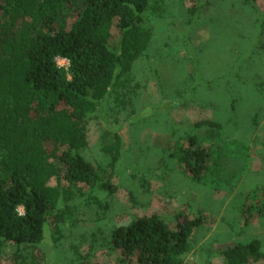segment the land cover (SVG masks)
Segmentation results:
<instances>
[{"label":"rangeland","instance_id":"rangeland-1","mask_svg":"<svg viewBox=\"0 0 264 264\" xmlns=\"http://www.w3.org/2000/svg\"><path fill=\"white\" fill-rule=\"evenodd\" d=\"M196 6L150 0L141 24L147 48L84 124L77 152L96 169L99 188L63 183L65 221L47 224L36 246L44 264H118L107 248L112 230L153 215L171 229L201 219L183 264H224V250L252 240L264 252V0ZM200 121L221 129L195 127ZM187 133L208 152L199 183L178 159ZM115 134L112 162L103 148ZM13 251L5 247L0 264Z\"/></svg>","mask_w":264,"mask_h":264},{"label":"trees","instance_id":"trees-1","mask_svg":"<svg viewBox=\"0 0 264 264\" xmlns=\"http://www.w3.org/2000/svg\"><path fill=\"white\" fill-rule=\"evenodd\" d=\"M149 3L0 0V252L14 248L10 264H44L36 246L47 224L65 221L67 208H57L64 182L98 187L96 169L77 152L86 145L84 124L147 48L141 24ZM57 59L68 61L67 71ZM203 126L221 129L210 121L195 124ZM111 139L103 151L115 162L120 137ZM178 159L196 183L202 181L208 152L192 133ZM100 188L114 191L106 183ZM201 224L199 217L185 218L171 229L158 216L140 218L112 230L107 248L118 264H183ZM222 255L224 264H264L260 240Z\"/></svg>","mask_w":264,"mask_h":264},{"label":"built area","instance_id":"built-area-1","mask_svg":"<svg viewBox=\"0 0 264 264\" xmlns=\"http://www.w3.org/2000/svg\"><path fill=\"white\" fill-rule=\"evenodd\" d=\"M56 61H57L58 66L60 65V64H59V61L63 62V65H65V66H67V67L69 66V63H68L67 60L57 59ZM59 67H60V66H59ZM22 214H23V213H22ZM22 214H20V215H22Z\"/></svg>","mask_w":264,"mask_h":264},{"label":"bare ground","instance_id":"bare-ground-1","mask_svg":"<svg viewBox=\"0 0 264 264\" xmlns=\"http://www.w3.org/2000/svg\"><path fill=\"white\" fill-rule=\"evenodd\" d=\"M214 66H215V65H214ZM214 66H213V67H214ZM214 70H215V69H214Z\"/></svg>","mask_w":264,"mask_h":264}]
</instances>
